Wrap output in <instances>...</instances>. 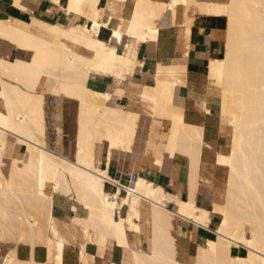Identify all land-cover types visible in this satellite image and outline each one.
Returning a JSON list of instances; mask_svg holds the SVG:
<instances>
[{"label": "bare ground", "instance_id": "1", "mask_svg": "<svg viewBox=\"0 0 264 264\" xmlns=\"http://www.w3.org/2000/svg\"><path fill=\"white\" fill-rule=\"evenodd\" d=\"M126 1L106 0V6ZM100 2L67 0L65 12L85 18L90 26H64L33 17L30 21L0 19V42L30 55L28 60L0 58L4 109L0 111V247H12L2 255L0 264H48L50 255L51 262L61 256L62 244L52 241L56 227L52 212L54 204L63 200L73 204L71 224L93 235L94 244L102 247L106 240L128 247L127 234L139 232L136 221L142 202H147L152 236L147 251L141 247L132 250L133 264H264V0H171L168 4L134 0L129 20H121L112 29L115 42L120 43L123 35L128 39L122 51L100 39L101 28L108 27L107 21L102 22ZM178 3L186 10L193 8L199 14L226 20L222 57L208 64V77L214 80L210 86L220 98V123L230 130L228 151L217 156L226 177L223 202L213 204L212 212L221 220L213 231L214 239L198 246L189 263L176 259L170 234L173 217L204 228L209 212L194 203L201 181L197 179L201 131L184 125L172 105L174 88L184 78L183 68L157 65L155 85L144 86L141 98L152 106L154 116L170 123L166 152L172 155L180 147L188 151L191 166L186 202L139 178L131 180L128 187L118 186L110 195L105 191V183L114 182L99 168L101 145L106 146L108 158L114 149L136 155L147 143L148 124L146 118L114 106L110 95L90 87L95 76L120 82L132 75L138 64V46L156 38L158 25L170 15L174 18ZM191 22L185 14L187 33ZM42 77L53 80L57 89L38 91ZM121 94L116 92L117 97ZM50 96L69 101L67 156L56 154L49 144ZM8 137L25 148L22 157L9 156ZM170 203L176 206L173 212L167 209ZM123 206L128 209L126 217L117 216ZM19 246L27 247L30 258L17 256ZM233 246L243 248L245 255H234ZM37 247L46 253V263L33 258Z\"/></svg>", "mask_w": 264, "mask_h": 264}, {"label": "crops", "instance_id": "2", "mask_svg": "<svg viewBox=\"0 0 264 264\" xmlns=\"http://www.w3.org/2000/svg\"><path fill=\"white\" fill-rule=\"evenodd\" d=\"M151 1L168 4L171 0ZM212 1L224 2V0ZM66 5L67 0H59L57 5L52 0H19L18 3H14L13 0H0V19L15 18L30 21L33 17L64 26L91 25L85 18L75 14L74 16L67 14L65 12ZM99 6L103 10L102 22H108V27L101 28L100 39L110 42L118 51H122L128 39L123 35L120 43L115 42L111 38L112 29L118 27L121 20L125 23L129 20L133 11L134 0H127L123 4L112 2L108 8L106 0H101ZM185 14L192 18L188 33L184 24ZM225 28L226 20L223 17L199 14L193 8L186 10L184 4L178 3L174 18L170 15L165 23L158 25L156 38L138 46L136 54L138 64L132 75L120 82L103 76H95L90 79V87L94 91L110 95L114 99L112 103L114 106L122 108L126 112L137 114L142 119L146 118L148 124L147 143L143 144L141 152L136 155L131 151L114 149L108 158L106 146L101 145L98 154L99 168L106 171L108 177L114 182L112 185L106 182L105 191L110 195L117 191L118 186L128 187L131 180L139 178L162 188L164 193L186 202L189 197L191 166L188 151L180 147L172 155L167 153L166 145L170 123L164 118L154 116L152 106L141 98L143 88L154 87L155 85L157 65L163 67L177 65L183 68L184 78L182 83L177 84L174 88L172 105L179 110L184 125L198 128L201 131L202 144L197 159V179L201 181H198L194 203L197 208L209 212V221L203 228L197 224L194 225L193 222L173 217L175 221L172 220L173 229L170 230V234L174 238L176 259L182 263H189L198 246H203L207 240L214 239L213 231L219 223V217L212 212V208L213 204H222L220 198L222 196L221 190L224 188L225 172L218 165L217 156L227 153L230 130L220 123V98L214 94L210 86L208 64L211 60H218L222 57ZM29 56L26 52L22 53L0 42V58L28 60ZM39 84L41 91L47 93H50L54 86L53 80L46 78H41ZM117 91L122 92L121 97L116 96ZM48 118L49 144L56 154L67 156V135L70 128L69 101L50 96L48 99ZM57 130L60 131V134L57 133ZM6 151L9 156L20 158L25 148L18 146L13 141L7 143ZM156 160L160 161L161 165L157 164ZM206 184L212 185V187L209 188ZM72 205L71 201L63 200L53 206L54 213L52 212V215L54 214L56 227L52 241L61 243L62 251L58 259L54 257L53 262H51L50 255L48 264H133L132 250H139L141 247L140 250L147 251L152 236L150 205L147 202H142L140 219L136 221L140 228L139 232L127 234L128 247H123L114 240H106L103 247L94 244L96 238L93 235L84 234L79 227L71 224V218L75 215L72 211ZM167 209L173 212L176 206L170 203L167 205ZM127 210V207L123 206L116 211V215L126 217ZM0 248L4 255L12 247L1 246ZM245 253L243 248H237L233 252L236 256H244ZM16 254L21 259H28L31 256L30 251L25 246L17 247ZM32 255L40 263L47 262L46 253L42 248H35Z\"/></svg>", "mask_w": 264, "mask_h": 264}, {"label": "rangeland", "instance_id": "3", "mask_svg": "<svg viewBox=\"0 0 264 264\" xmlns=\"http://www.w3.org/2000/svg\"><path fill=\"white\" fill-rule=\"evenodd\" d=\"M42 78H45V77H42ZM41 80V79H40ZM208 80H209V83L210 84H213V82H214V80L212 79V77H208ZM40 82V81H39ZM39 84V83H38ZM53 84H54V81H53ZM40 85V84H39ZM37 86V90L38 91H41V88H40V86ZM54 86H55V84H54ZM53 86V87H54ZM57 88H56V86L53 88V90H56ZM52 90V89H51ZM50 93H51V91H50ZM3 105H2V102L0 103V111L1 112H3ZM229 129V128H228ZM8 139H9V141H8V143L10 142V143H12L13 141H14V139L13 138H9L8 137ZM22 153H23V151H22ZM21 156V155H20ZM19 156V157H20ZM22 157V156H21ZM220 167H222L223 169H224V172H225V175H226V171H225V168L223 167V166H221V165H219ZM225 177L226 176H224V179H225ZM223 202V198H222V196H221V198H220V203H222ZM217 215V214H216ZM218 217H219V222H220V220H221V217L219 216V215H217ZM219 224V223H218ZM217 228V227H216ZM2 246H4V245H2ZM6 246V245H5ZM236 249V247L235 246H233V248H232V252H234V250ZM2 255L3 254H1V256H0V260H1V257H2Z\"/></svg>", "mask_w": 264, "mask_h": 264}]
</instances>
